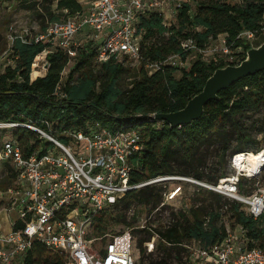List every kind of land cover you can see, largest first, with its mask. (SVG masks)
Instances as JSON below:
<instances>
[{
  "label": "trees",
  "instance_id": "trees-1",
  "mask_svg": "<svg viewBox=\"0 0 264 264\" xmlns=\"http://www.w3.org/2000/svg\"><path fill=\"white\" fill-rule=\"evenodd\" d=\"M16 1L27 9L40 11L42 8L39 0ZM41 1L45 14L39 13V16L42 19L49 17L48 24L43 21L42 30L60 19L63 10L75 13L83 9L78 0ZM192 10L191 4H181L176 16L177 24L171 25L158 10L141 15L138 24V34L142 37L141 59L134 73L126 66L129 59L123 62L111 59L96 64L95 49L88 45L74 59L81 56L65 82L63 75L70 59L58 48H51L47 56L49 68L46 76L33 77L32 81L35 59L49 45L24 44L16 40L11 48L16 64L0 74V123L34 125L52 132L65 144L70 143L65 135L67 132L85 130L92 123L112 130L139 129L143 132L144 148L131 157V184L145 183L163 175H180L217 185L229 175L226 172L228 158L237 152H257L264 148L261 147L263 142L243 132L246 113L264 109V71L220 92V99L210 101L204 116L190 125L176 127L158 120L157 116L184 109L204 89L217 69L238 65L246 58L253 47L243 34H262L264 0L202 1L197 3L195 14ZM221 36L231 51L244 49V56L238 64L216 59L205 61L199 56L189 68L165 65L153 73L149 72L150 66L163 63L171 56H179L184 63L187 62L195 50L185 52L182 49L185 40L194 39L197 49L203 51L212 40ZM2 49L1 46L0 53ZM178 72H181L180 78L177 77ZM126 78H130V83H124ZM11 130H14L13 139L26 155L44 143L37 132L27 127ZM260 131L264 133V124ZM235 138L239 144L231 150ZM243 184L242 180L241 191L245 193ZM164 190L163 185L156 184L129 192L98 214L93 236L108 233L111 225L132 227L136 221V218L128 220L132 207L147 205L152 207L151 210L156 209L163 200ZM197 194L203 199L195 201H201L202 206L190 205L189 210L173 213L164 231L156 232L148 226L137 229L145 235L138 243V264H172L174 258L188 264V246L193 242L207 247L222 242L229 233L225 226L218 225L222 213L216 208L222 209L228 204L232 219L246 231L247 247L264 251V216L255 219L244 204L235 200L231 202L210 189L199 187ZM207 213L210 215L209 223ZM23 227L22 221L14 225L15 230ZM137 230H133L134 235ZM155 236L160 238V242L153 252H149L146 244ZM65 261L64 254L50 251L43 243L35 242L24 264H65Z\"/></svg>",
  "mask_w": 264,
  "mask_h": 264
},
{
  "label": "built area",
  "instance_id": "built-area-1",
  "mask_svg": "<svg viewBox=\"0 0 264 264\" xmlns=\"http://www.w3.org/2000/svg\"><path fill=\"white\" fill-rule=\"evenodd\" d=\"M163 2L96 0L89 10L75 13L63 10V16L50 23L46 30L34 33L26 29L17 34L13 26L9 39L12 46L16 40L24 44H48L41 54L46 59L51 48H58L69 56L71 63L85 43H89L95 49L96 60L101 63L111 59L139 61L142 42L138 34L139 19L151 10L164 14L159 9ZM180 7L181 4L176 6L175 15ZM80 36L86 37L87 41L79 42ZM243 36L249 40L257 37L253 32H245ZM182 49L185 52L196 50L195 40H185ZM184 64L179 56H171L151 67L157 71L165 65L182 67ZM20 126L37 132L44 143L26 155L15 139L4 141L0 156L14 164L18 177L17 187L9 189L6 194L11 197V209H18V221L24 222V227L0 236V264L25 260L35 242L43 243L50 251L64 254L65 264H138L140 250L134 228L95 237L94 223L100 212L109 209L129 192L150 185L159 184L166 188L171 184L163 192V205L177 201L183 193V183L190 182L244 204L255 219L264 216V187H259L253 194L241 191L243 178L258 179L263 174L264 148L257 152L235 153L230 159L234 172L217 185L180 175H163L135 185L130 183L131 157L144 148L141 130H112L92 123L85 130L67 132L69 144L34 125L0 123V130ZM252 155L258 164L253 168L246 167L247 156ZM158 238L155 236L146 244L149 252L155 250ZM237 239L236 235L229 233L225 240L212 246H188V264H264L262 249L242 247Z\"/></svg>",
  "mask_w": 264,
  "mask_h": 264
},
{
  "label": "rangeland",
  "instance_id": "rangeland-1",
  "mask_svg": "<svg viewBox=\"0 0 264 264\" xmlns=\"http://www.w3.org/2000/svg\"><path fill=\"white\" fill-rule=\"evenodd\" d=\"M165 1L162 4V7L159 8L161 11L164 12L165 21L167 24H177V15L174 14V10L177 5L183 3H189L192 5L193 10L192 14H195L197 10V3L202 1H210V0H160ZM44 3L39 0V5L41 8L40 11H35L31 9H27L23 3H19L16 0H0V47L2 46V52L0 53V74L4 73L9 66H15L16 64V57L14 56L13 51L11 50L12 45L9 39L10 28L14 26V30L17 34H22L24 30L29 29L32 32L42 31L43 21L49 22V17H44L43 19L39 16V13L45 14L43 5ZM47 3H45L46 5ZM86 6V3H84ZM48 5V4H47ZM54 7V6H53ZM54 9V8H53ZM79 42H86V37L82 36L79 37ZM250 44L253 48H257L264 43V33L257 36L254 39H251ZM89 43H85V47L88 46ZM83 47L81 50H85L86 48ZM6 48V49H5ZM244 49L239 48L236 51H231L225 45L224 37H219L218 39L212 40L210 44L207 46L206 50L200 51L198 49L190 56L187 62L182 66L184 68H189L192 63L199 56L205 61H210L212 59H216L218 62L220 60H224L228 62H237L241 61L243 58ZM81 54V53H80ZM79 57L76 60H73L63 75V82H65L70 74V71L74 68L75 63H77ZM94 60V59H93ZM95 61V60H94ZM96 64L100 65L101 62L95 61ZM35 63L39 66L36 68L40 73L46 76L48 72V61L45 55H41L40 59ZM140 65L139 61L136 60H129L126 63V66L131 69V72L134 73L138 66ZM34 70V66H33ZM149 72L153 73L154 69L150 66ZM33 75H37L36 73L32 72L31 80L33 81ZM41 77V76H40ZM177 77H181V72L177 73ZM125 84L130 83V78H126L124 80ZM264 124V109L249 111L246 113L243 119V132L250 135L253 139H256L261 143V147H264V133H262L261 127ZM14 136V130L11 129H3L0 130V153L3 152V144L4 141L7 139H12ZM239 141L235 138L232 141L231 150H233L236 146H238ZM255 145V147H257ZM229 163L227 165L226 172L227 174H232L234 170L230 166V159L228 158ZM244 181V189L246 194H253L256 189L259 187H264V172L257 180H249L243 179ZM18 185V177L15 166L12 162L2 159L0 156V235L7 234L12 230L13 223L17 222L20 219V215L18 213L17 208L11 209V197L6 194V192L11 188H16ZM171 184H168L167 188H170ZM199 186L190 182L183 183V193L178 198L177 201L173 203H167L163 205V200L161 204L156 208L152 209L151 206L147 205H135L128 213V220L132 221L136 218V221L132 227H128L124 224H116L111 225L109 227L108 233L110 234H117L121 232H125L132 228L139 229L145 226H148L149 229H153L156 232L164 231L166 226H168L172 219V214L178 212L180 210H189L190 205H195L196 207L202 206L201 201H195L199 198V200L203 199L202 197H198L197 194ZM164 192V191H163ZM228 198V197H227ZM226 198V199H227ZM227 200L233 202V199L228 198ZM209 203H212V200H209ZM8 209H11L8 212ZM231 206L228 204L224 206L222 209L216 208L217 212H221V219L218 223L219 226H225L228 233L236 235L239 245L242 247L248 246V239L246 237V233L243 232L241 226L236 225L235 220L232 219V212L230 211ZM7 211V212H6ZM117 215V212H114ZM207 213V222L210 221V215ZM163 229V230H162ZM145 235L138 232L135 233L136 243L138 247V243L140 239H142ZM160 238L157 239L156 244L160 241ZM193 245L202 246L201 243H192ZM139 249V248H138ZM184 261V260H183ZM172 264H185L186 262H181L177 259L171 260ZM16 264H24V260H19Z\"/></svg>",
  "mask_w": 264,
  "mask_h": 264
},
{
  "label": "water",
  "instance_id": "water-1",
  "mask_svg": "<svg viewBox=\"0 0 264 264\" xmlns=\"http://www.w3.org/2000/svg\"><path fill=\"white\" fill-rule=\"evenodd\" d=\"M47 67L49 68V65ZM262 71H264V43L250 49L240 64L217 69L207 80L204 89L195 95L184 109L170 114H160L157 119L176 127L190 125L204 116L205 108L210 101L220 99V92Z\"/></svg>",
  "mask_w": 264,
  "mask_h": 264
},
{
  "label": "bare ground",
  "instance_id": "bare-ground-1",
  "mask_svg": "<svg viewBox=\"0 0 264 264\" xmlns=\"http://www.w3.org/2000/svg\"><path fill=\"white\" fill-rule=\"evenodd\" d=\"M40 59V57L37 58V61ZM38 67L37 63L34 65V70L33 72L36 73L37 75H33L34 78H38L40 76H44L42 73H40L36 68ZM247 166L246 167H250L253 168L255 166H257L258 161L257 158L255 156H247Z\"/></svg>",
  "mask_w": 264,
  "mask_h": 264
},
{
  "label": "crops",
  "instance_id": "crops-1",
  "mask_svg": "<svg viewBox=\"0 0 264 264\" xmlns=\"http://www.w3.org/2000/svg\"><path fill=\"white\" fill-rule=\"evenodd\" d=\"M81 4H82V6H83V9H85V10H89L92 6H93V4H94V2L96 1V0H78ZM84 3H86V6H84L85 4ZM81 37V36H80ZM7 212V211H6ZM14 225H15V223H13V225H12V230H14ZM11 230V231H12ZM10 231V232H11ZM9 232V233H10ZM9 233H7V234H2V235H0V236H6V235H8Z\"/></svg>",
  "mask_w": 264,
  "mask_h": 264
}]
</instances>
